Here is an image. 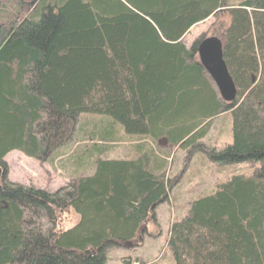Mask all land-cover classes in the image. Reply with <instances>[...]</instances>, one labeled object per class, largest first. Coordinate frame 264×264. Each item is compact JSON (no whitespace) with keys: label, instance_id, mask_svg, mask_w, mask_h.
<instances>
[{"label":"trees","instance_id":"1","mask_svg":"<svg viewBox=\"0 0 264 264\" xmlns=\"http://www.w3.org/2000/svg\"><path fill=\"white\" fill-rule=\"evenodd\" d=\"M211 39L236 88L230 101L200 61ZM222 115L232 142L201 143ZM95 116L106 123L85 139L99 143L67 185L9 180V154L52 163ZM122 140L132 157L104 158ZM173 149L250 166L174 217L172 264H264V0H0V264H107L108 250L139 247L179 185ZM68 212L79 220L64 230Z\"/></svg>","mask_w":264,"mask_h":264},{"label":"rangeland","instance_id":"2","mask_svg":"<svg viewBox=\"0 0 264 264\" xmlns=\"http://www.w3.org/2000/svg\"><path fill=\"white\" fill-rule=\"evenodd\" d=\"M225 20L221 19L222 22ZM214 24V20L205 22L204 25L192 30L187 40L194 42L200 35L210 30L209 28ZM191 44L189 43L188 45L190 46ZM104 123H106V120L98 116L84 117L82 125L80 126L81 130L79 129V133H82H78L74 142L75 144L73 143L74 145L69 146L71 147V151H66L68 149L60 151L63 153L59 154L52 163L39 164L18 152L9 154L5 159L10 171L9 180L22 185L45 189L50 192L57 191L71 182L70 180L75 176L71 168H77L76 161L78 157V160L82 162L83 166L85 165L84 168H88L87 161H84V158H86V154L84 153L91 150V146L98 144L99 141L86 140V133L102 129L101 127ZM212 124L201 143L220 147L228 142H232V119L230 116L222 115ZM130 143L132 142L122 140L111 144L110 146L112 147L106 151L104 158L108 160H128L132 157L127 152V147H129L128 144L130 145ZM102 145L104 144L102 143ZM171 152L172 157L170 156L169 160L172 162L173 176L179 178V185L170 195V202L157 208L155 213L156 219L149 221L147 233L142 243L138 245L139 247L131 249L113 248L108 250L107 264H172V254L165 247V240L168 236L169 225L174 217L182 216L187 204L196 197L208 193L214 181L222 178L225 173L228 174L236 170H247L250 166L249 164L226 166L208 164L202 160H206V156L201 152H192L189 154V151L184 149H173ZM174 160L175 162H173ZM55 165L59 168H55ZM62 219L68 222L64 224V230L74 227L79 220L78 216L73 214V212L63 214Z\"/></svg>","mask_w":264,"mask_h":264},{"label":"water","instance_id":"3","mask_svg":"<svg viewBox=\"0 0 264 264\" xmlns=\"http://www.w3.org/2000/svg\"><path fill=\"white\" fill-rule=\"evenodd\" d=\"M202 66L214 80L222 98L230 101L235 97L236 88L223 58V49L215 39L206 41L199 49Z\"/></svg>","mask_w":264,"mask_h":264},{"label":"crops","instance_id":"4","mask_svg":"<svg viewBox=\"0 0 264 264\" xmlns=\"http://www.w3.org/2000/svg\"><path fill=\"white\" fill-rule=\"evenodd\" d=\"M204 23H205V22H204ZM204 23H202V24H199V25H197V26L193 27V28L190 30V32H192V30H194V29H196V28H198V27H200V26L204 25ZM190 32H189V34H190ZM189 34H188V35H189ZM188 35L185 37V43H186V45H188L189 43L191 44V43L193 42V41H191V42H190V41H188V40H187V39H188V38H187V37H188ZM187 41H188L189 43H188ZM188 46H189V45H188Z\"/></svg>","mask_w":264,"mask_h":264}]
</instances>
